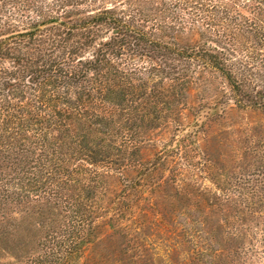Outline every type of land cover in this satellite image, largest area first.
Listing matches in <instances>:
<instances>
[{"label": "rangeland", "instance_id": "1", "mask_svg": "<svg viewBox=\"0 0 264 264\" xmlns=\"http://www.w3.org/2000/svg\"><path fill=\"white\" fill-rule=\"evenodd\" d=\"M113 8L160 45L124 36L123 78L87 72L109 26L69 30ZM0 41V264H264V2L0 0ZM44 50L63 72L40 99L28 82ZM54 150L71 171L51 188L36 168ZM4 175L18 200L1 196Z\"/></svg>", "mask_w": 264, "mask_h": 264}, {"label": "trees", "instance_id": "2", "mask_svg": "<svg viewBox=\"0 0 264 264\" xmlns=\"http://www.w3.org/2000/svg\"><path fill=\"white\" fill-rule=\"evenodd\" d=\"M260 1L264 2V0H260ZM170 11H171V9H170ZM45 12H47V11H45ZM168 12H169V8H168ZM173 13H175V12H173ZM171 20H172V22H174V20L175 21L179 20L178 15L171 16ZM55 22H57L56 19L41 22L40 25H36V31L33 34V36L36 35L37 31H39L38 35L41 38L43 37V39H44L43 33H45V35H46V32H49L51 30V28H46L44 26L50 25V24L55 23ZM60 25H63V24H60ZM104 25L109 26L112 29L111 30L112 37L109 39H106L104 42L98 44V47L96 48V50L91 55V59H90L91 61L89 63H87V66L89 68L87 70V72L92 71V73L98 74V73L102 72L103 70L109 68V71L112 73L108 74V73L104 72L103 75L104 74L106 76L112 75L115 78L119 75L121 78L128 76V75H126L125 70L119 69V66H121V64H119L120 62L116 63V60H118V58L120 56V53H119L120 49L123 48L124 45H126V43L123 39L124 36L134 38L135 40H138L139 42H140V40H144L147 43L154 45V47L156 46L157 48L160 46L158 43L150 41L149 37L143 31H141L137 28L134 29V28H132L131 25H128L127 22H123L122 20H119L118 16L116 15V11H114V8L111 10H105V11L99 12L96 15H94L93 17H90V19H87V21H85L83 24L74 25V26L69 27V30H81L82 29V30H87L89 32L92 29V27H98V26H104ZM38 26H39V28H38ZM89 33H91V32H89ZM15 35H16L15 38H21L22 39L27 35L28 36L32 35V33L31 32H29L28 34L17 33ZM46 40L48 42L55 43L52 36L47 37ZM39 41L42 42L43 40L40 39ZM4 43H5V41H0V55L5 56V57H9L10 54L8 53L9 51H7V50H9V48H7V47L5 48L3 46ZM59 48H64V47L60 45ZM164 48H165V46H163V49ZM178 54L182 55V53H178ZM191 55L192 56H187V57L191 58V59H192V57H196V58L200 57L199 56L200 54H198V53L197 54H191ZM203 55L205 57H207V60L209 61L211 66H213L214 68L218 69L219 71H221L223 73V75L226 77V79H227L228 83L230 84L231 88L233 89V91L239 92V87L234 82V80L230 78V74L228 72H225V70L221 66H219L220 64H216L215 62H213L215 60V57H214L215 54H213L211 52H204ZM109 56L113 57V60ZM37 58H38V61H36L37 59H35V61L38 62L36 69L34 71H32V68H31L32 79L30 80V82H28V85H29L28 88L30 89V91L32 93H35V94H33L34 98L38 97V98L42 99L43 97L38 96L39 89H37V87H39V86L42 88L45 86V85L40 84L41 80H43V82H44V80H46V78H52L53 77V80H55V81H53V83H57L58 82L57 80H59L60 78L57 79V77H55L54 75H56L60 70L63 72V70H62V67H59L61 65V62L59 60H54L52 58L51 53H49V51L47 52L44 50V52H42L40 54V56ZM16 61H17V63H18V61L19 62L20 61L29 62L28 66H30V67L32 66L31 62L28 59L21 58L20 60L17 59ZM79 62H81V61H79ZM102 63L107 65V67L102 68V65H101ZM61 77L72 78V73L62 74ZM81 77L85 78L84 76H81ZM60 82L62 84H65V86L68 84V80L67 81L63 80ZM45 87L47 88V86H45ZM90 88L92 91L93 87H90ZM100 92H101V90L98 91L99 94H100ZM49 99L50 98H45L44 103L47 102ZM93 99H96V98H93ZM93 99H91V100H93ZM6 108H9V107L8 106L2 107V109L4 110V115H3L5 117L4 121L8 122V121H10L11 118L15 119L16 117L10 115L9 112H7ZM73 113L79 115V117L80 116L81 117L82 116L83 117H89L90 116V115H88V112L86 111V109L85 110L83 109V111H79V110L78 111H67V110H64L62 115H61V113H58L55 115H52V114L47 115L46 116L47 118H45V120H46V122L47 121L52 122L53 125H56L58 122H60V120L65 121V120L70 119V116ZM106 113L109 115L112 114L110 111L108 112V110ZM92 115H94V114H92ZM53 153L54 154L58 153V154L55 158L52 159ZM48 155H51V158L46 159L45 162L48 163L50 168L48 167V165L46 166L44 164H41V167L40 166L37 167L36 170L40 173L42 172V173L47 174L46 178H45L46 184H48L49 187L53 186L55 188V187H58V182H60L61 178L65 179L69 175V172L71 170H69L68 168L70 165L67 164L68 161L63 158L62 154L59 152H55V150H54V152H51V153H45V157ZM34 167L35 166L30 167L26 172L25 171L19 172V170H17L19 172L18 173L19 175L22 174L23 172L25 173V175L19 176L17 174V175H15L13 181H18V182L24 181L23 179L26 177V175H28L27 172L30 175L35 176V173H33V170H32V169H34ZM5 176L6 175H4V178L1 181H3V183L7 187H5L3 189L2 192L4 194H2L1 196L5 200H8V196L10 195L13 199L18 200L19 196L16 192H11L9 194V192H10L9 188H8L9 184L7 183V180L5 179ZM26 182H28V181H26ZM89 206L90 205H87L88 208H89ZM85 210H86V208H85ZM83 211H84V209L79 210V211L77 210L74 212L77 215H75L73 218V221H74L73 224H75V226L73 225V227H80V225L82 224V221L84 218H83V215H80V214H83L82 213ZM64 236L65 235H63V237ZM61 245L62 246L57 247V251H56L57 255H60V256L62 253L68 254L69 253V251L67 250L68 246L74 247L75 244L70 243L68 245H65L63 243ZM69 254H71V253H69Z\"/></svg>", "mask_w": 264, "mask_h": 264}]
</instances>
